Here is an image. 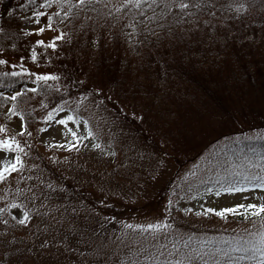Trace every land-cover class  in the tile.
Segmentation results:
<instances>
[{
  "label": "rangeland",
  "instance_id": "obj_1",
  "mask_svg": "<svg viewBox=\"0 0 264 264\" xmlns=\"http://www.w3.org/2000/svg\"><path fill=\"white\" fill-rule=\"evenodd\" d=\"M216 1L221 12L230 11L229 16L222 17L220 11L213 14L214 19L206 15L205 31H215L214 38L220 40L223 31L235 26L241 20L239 16L249 9L243 4L239 12L236 10V4L243 0ZM200 10L204 11L202 7ZM248 17L244 20L246 25L241 21L247 31L237 32V36L243 34L244 39L252 40V28L260 18L256 20L251 14ZM199 22L203 21L191 25V32L198 33ZM66 27L49 29L34 19L19 26L24 32L30 31L31 42L38 34L42 40L49 41L64 34ZM37 28L44 31L38 33ZM129 32L124 54L134 60L135 55L131 54L134 33ZM261 37L256 36V41ZM107 40L104 52L109 55L113 46L111 38ZM19 47L16 51L7 49L11 53H0V59L6 61L0 67L10 72L24 71L31 90L34 82L29 77L47 73L29 63L30 47L20 44ZM166 85L164 90H179L172 100L175 95L184 97L186 90L180 84ZM90 92L87 97L69 99L81 113L75 122H68V127L81 137L80 148H69V143H78L70 134L65 135L64 125L56 123L57 119L72 116L68 110L48 121L43 126L47 131H39L36 138L41 156L59 174L69 193L61 191L60 185L58 190L54 188L57 183L39 169L45 163L43 158L26 162L11 182L10 178L0 183V204H11V194L20 199L17 208L9 207L15 222L23 218L24 211L29 213L27 223L15 227L8 236L16 240L18 250L26 249L24 264H177V261L221 264L226 258L254 264L253 248L259 247V235L264 232V213L245 222L226 217L251 212L247 207L226 213L224 217L215 212L205 213L208 208L219 211L237 204H264V189L250 188L219 197L214 194L220 184L239 181L245 176H264V153L237 150L243 142L264 141V92L234 104L232 100L221 105L218 101L211 103L208 109L223 122L211 121L214 128L197 136L200 140L191 146H180L172 138L173 134L170 142L164 134H157L155 126L158 125L152 117L147 118L146 124L127 105L115 102L107 81L102 88L92 85ZM37 114L40 118L43 116ZM21 124V119L13 115L6 126H0L5 129L3 132L16 138L22 130ZM138 125L149 141L135 133L141 131ZM88 131L93 133L92 137ZM230 132L228 139L216 138ZM94 144L100 147L95 148ZM15 158L14 152L0 150V168L14 163ZM53 177L58 178L54 172ZM20 186L23 188L16 189ZM209 188L213 189L211 193L206 191ZM54 189L53 198H41L43 193H52ZM149 224L164 227L150 229ZM258 258L261 259L255 252V260Z\"/></svg>",
  "mask_w": 264,
  "mask_h": 264
},
{
  "label": "trees",
  "instance_id": "obj_2",
  "mask_svg": "<svg viewBox=\"0 0 264 264\" xmlns=\"http://www.w3.org/2000/svg\"><path fill=\"white\" fill-rule=\"evenodd\" d=\"M17 3L18 0H0V29L3 30L0 31V44L5 43L6 39L7 44L17 46L14 40H29L28 34L16 28L19 21L9 15V12L19 10ZM167 3L169 0H144V6L140 8H122L120 5L116 8L113 1L99 0V3H88L80 8L74 0L65 4L58 2L57 7L63 6V14L69 13L67 21L60 8L58 11L50 10L47 20L59 28L67 25L65 35L63 39L55 41V49L41 45L39 48L45 52V56L40 52L42 55L38 54L39 58L31 61L39 63L44 69L56 71L52 76L57 79L43 85L51 89L52 95L54 92L61 98V102L54 103L52 100L51 104L62 105V101L73 95L87 97L91 94L92 85L102 88L107 81L115 102L127 105L145 123L148 122L147 118L152 117L158 125L155 126L157 134H164L170 142L173 134L172 138L180 146H191L200 140L197 136L214 128L211 121L223 122L208 109L211 103L218 101L221 105L224 101L232 100L234 104L247 96L264 92V0L239 2L247 4L249 12L239 16L241 20L235 26L223 31L220 40L214 38L215 31H205L206 15L214 19L213 14L221 10L216 0H208L207 3L202 0L203 12L188 9L195 13L193 16H183L176 8L168 11L165 8ZM26 10H30V7ZM229 12H221L222 17L229 16ZM250 14L260 19L252 28V40H244V35L237 36V32L241 34L247 31L241 21L246 25L244 20L249 19ZM200 20L203 22L198 24V33L191 32V25ZM129 31L134 33L131 50V54L135 55L134 60L127 53L124 54ZM157 33L158 36L153 35ZM256 36H262L260 41H256ZM107 38H111L113 46L109 55L104 52L109 42ZM8 74L0 69L2 90H10L18 86V82H24L22 77ZM167 83L171 87L180 84L186 90L184 97L175 95V100H172L179 90H164ZM156 88L158 90L155 91ZM46 95L47 89H41L39 97ZM136 132L144 140H150L144 135V130ZM260 145H264V142ZM245 146L249 148L251 143ZM41 166L47 172L52 171L48 165ZM58 184L61 189L68 190L60 179ZM14 228L6 214H0V264L25 263L26 249L18 250L16 240L8 237Z\"/></svg>",
  "mask_w": 264,
  "mask_h": 264
},
{
  "label": "snow or ice",
  "instance_id": "obj_3",
  "mask_svg": "<svg viewBox=\"0 0 264 264\" xmlns=\"http://www.w3.org/2000/svg\"><path fill=\"white\" fill-rule=\"evenodd\" d=\"M99 3V0H76V5L80 8H84L86 4L88 3ZM208 0H203V3H207ZM47 3V0H46ZM64 3H69V0H64ZM129 6L131 7H135V8H140L142 6H144V0H123V2L120 4V7L122 8H128ZM203 6L202 4V0H169V3L165 4V8L168 9V11H171L173 8L179 9L180 13H182L183 16H193L195 15V13L189 12L188 9L190 8H195V9H200ZM229 8H231V5L228 6ZM236 10L239 12L240 9H242L244 7L243 4H236ZM71 8V6H70ZM118 11V9H116ZM43 13L42 12H34L33 16L34 17H40L42 16ZM69 15L68 12L64 13V16L67 17ZM109 15H111V13H109ZM146 19H149L147 17H145ZM51 20V17H49V21ZM38 22V21H37ZM71 22V21H70ZM47 27L49 29L52 28V24L49 23L47 25ZM0 31H3L2 29H0ZM36 32H43L44 29L43 28H37L35 30ZM25 34H30L29 32H26ZM64 34H58L57 36L53 37V41L47 44V47H51L53 49L56 48V43L55 41L57 40H61L63 39ZM36 44L38 45H44L45 42L43 40H37ZM32 59L35 60L36 56L35 53H33L32 55ZM6 63V61L0 59V64H4ZM11 75L16 76L19 75V73H11ZM37 80H43V81H47L49 79H57V77L52 76L50 74H37L36 76ZM32 92H35L36 89L33 88L31 89ZM23 95V90L19 91V92H14L11 96H5L4 98L6 100H11L13 102V108L9 109L10 113H14L16 115H18L21 119V121H23L24 117L23 114L20 112H16L15 111V105L16 102L18 100L19 97H21ZM0 96H4L3 93H0ZM53 112H55V109L53 110ZM53 112H50L46 117L45 120H51L52 119V115ZM69 121H74L73 116H66L63 119H57L56 123L59 125H64L66 132L65 135L70 134L73 138V140L76 143H80L81 142V137L78 135V133L76 131H74L72 128L68 127V122ZM87 122H84L85 126H86ZM21 129L23 130V123L21 124ZM5 131L3 126H0V132ZM40 131H47L46 129H40ZM23 134V131L22 133ZM88 136L92 137L93 133L91 131H88ZM67 142V141H66ZM15 145V148L13 147ZM75 144L73 143H69V148L74 150L75 149ZM93 147L95 148H99L100 145L99 144H94ZM0 149L3 150H7L8 152H12V151H16V152H20L22 151V149L19 147V144L15 141L14 138L9 139V138H4V139H0ZM21 161H20V157L17 155L15 158V162L14 163H8L5 164L4 167L0 168V180L5 179V174L9 173V172H15L18 168V166L20 165ZM253 181H255V183H253ZM246 184H251L252 187L255 188H260V189H264V176H258V177H252L251 180H249V178L247 176H245V179L242 181H239L238 183H228V184H220V188L218 190L215 191V195L217 197L221 196L222 194H228V195H234L238 192H243L245 191V187L244 185ZM207 192H212L213 189L209 188L206 189ZM8 207L10 208H17L18 205H16L15 203L13 204H9ZM247 207L248 209H251L252 215H259L260 213H264V204H260V205H256V204H248V205H243V204H237L232 208H224L221 209L219 211H217L216 209L213 208H208L206 210V213H211V212H215L216 215L224 217L226 213L229 212H235L236 209H243ZM0 211H3V209H0ZM199 215V213H197ZM23 218L18 219V223L23 225L27 222V220L29 219V213L27 211L23 212ZM247 215V214H245ZM13 219H16V217H13ZM157 227H164V225L160 224V225H153V224H149L148 228H157ZM253 259L255 260V252L259 253V256L261 257L260 260H256V264H264V232H261L259 235V247L256 248L254 246L253 248ZM177 264H180L179 261H177Z\"/></svg>",
  "mask_w": 264,
  "mask_h": 264
}]
</instances>
